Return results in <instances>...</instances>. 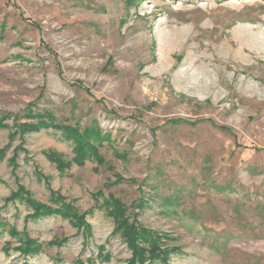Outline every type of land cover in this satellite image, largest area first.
<instances>
[{
  "label": "rangeland",
  "instance_id": "rangeland-1",
  "mask_svg": "<svg viewBox=\"0 0 264 264\" xmlns=\"http://www.w3.org/2000/svg\"><path fill=\"white\" fill-rule=\"evenodd\" d=\"M0 264H264V0H0Z\"/></svg>",
  "mask_w": 264,
  "mask_h": 264
},
{
  "label": "trees",
  "instance_id": "trees-1",
  "mask_svg": "<svg viewBox=\"0 0 264 264\" xmlns=\"http://www.w3.org/2000/svg\"><path fill=\"white\" fill-rule=\"evenodd\" d=\"M45 117L48 118L46 122L50 120V122L54 123V124L51 123L53 126L55 127L57 126L55 124L54 117L49 113H44L43 115H41V117L37 120L36 123L31 124V125H25V127L28 128L30 132H40L43 128L49 127V125L47 126V123L44 122ZM61 128L67 131L66 137L74 143L76 153L79 154L78 159H86L90 157L95 158L96 156H98L97 150L99 149L97 145H98V142L103 141L102 131L98 127L84 128L82 132H80L81 130H79L78 128L72 129L66 126L65 127L63 126ZM140 208L143 209V207H140ZM37 213H38L37 215H39L40 213H44V211L41 210ZM119 231L122 233L124 232L125 240L127 241V244H129L130 249L133 251V254L138 253L139 249L137 248V245L134 241L135 239L137 240L138 238V236L137 237L135 236L136 228L130 225H126V229L124 231H122L121 229H119ZM138 235H142L145 237V235L141 233L140 234L138 233ZM156 247L157 245L151 244L150 248H152V251H150L149 253L153 254L154 253L153 250ZM158 253H160V251H158L157 254Z\"/></svg>",
  "mask_w": 264,
  "mask_h": 264
}]
</instances>
